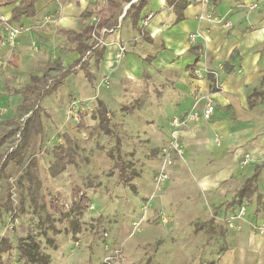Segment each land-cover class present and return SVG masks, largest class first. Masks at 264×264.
<instances>
[{
	"label": "rangeland",
	"instance_id": "1",
	"mask_svg": "<svg viewBox=\"0 0 264 264\" xmlns=\"http://www.w3.org/2000/svg\"><path fill=\"white\" fill-rule=\"evenodd\" d=\"M53 2L61 8L64 6L63 0ZM99 3L103 6L106 0ZM50 12H55L53 18L42 16L39 23L28 29L48 31L50 23L62 19L56 9ZM78 17L71 31L76 34L97 22L95 15ZM2 29L5 31V27ZM69 38L72 41L74 36ZM98 38L94 36L87 43ZM100 39L98 49L104 46ZM127 53L126 48L119 60ZM87 60L90 64V57ZM3 63L0 62L1 69ZM1 69L0 166L4 175L0 183V243L6 238L11 246L2 254L5 262L22 264L18 261L17 245L26 238L39 244L41 253L48 256L47 264H196L194 261L202 252L205 258L221 252L217 243L222 238L208 230L207 225L218 206L215 208L210 193L198 191L186 170L182 171L185 175L182 186H178L177 176L160 187L155 184L164 160V148L169 144L166 138L172 135L173 116L164 101L166 77L106 85V99L103 97L102 101H106L112 136L96 129L97 122L91 121L90 114L100 99L97 97L85 101L83 107L78 99L71 97L61 110V120L55 110L46 106L47 114H40L42 131L28 135L24 128L29 115L17 111L20 98L1 82L4 78ZM51 74L59 76V68ZM63 90L60 98L65 100L67 92ZM84 114L90 125L87 128L78 131L63 127L65 122H79ZM61 146L71 149L73 164L53 177L51 168L64 166L56 161ZM17 147L24 152L22 162L6 161L7 155ZM112 155L125 164L134 188L119 180L120 170L115 167ZM34 157L38 162L34 177L41 184L35 191L36 199L29 191L36 186L35 178L25 176L33 170L30 161ZM82 194L91 200L87 210L80 206ZM162 214L167 215V223L162 221Z\"/></svg>",
	"mask_w": 264,
	"mask_h": 264
},
{
	"label": "crops",
	"instance_id": "2",
	"mask_svg": "<svg viewBox=\"0 0 264 264\" xmlns=\"http://www.w3.org/2000/svg\"><path fill=\"white\" fill-rule=\"evenodd\" d=\"M63 1L61 8L53 0H40L35 17L13 23L22 27L23 33L16 49L0 46V62L4 61L0 68L4 77L1 82L6 88L22 89L32 77L43 76L48 70L52 73L56 68L60 74L80 59L79 42L75 37L84 30L81 34L71 31L78 16H84L90 6L100 3L99 0ZM181 1L148 0L139 21L145 38L129 19L123 20L130 8L124 5L122 16L117 18L121 27L106 37L103 59L97 65L96 56L90 57L88 69L94 77L93 82L78 68L61 88L67 92L65 100L60 98V89L40 105L42 109L50 106L61 120V110L71 97L79 102L92 101L96 97L103 100L108 86L104 84L106 79L115 86L122 80L135 83L160 76L166 77L164 101L173 118L192 110L202 113L207 103H213L215 112L210 121L202 119L190 123L181 132L185 154L171 167V177H179L178 186L184 183L182 171L186 170L195 188L201 193H210L215 208L218 205L207 225L208 230L212 229V233L222 238V242L217 243L221 252L208 258L202 252L194 262L264 264V235L254 228L255 224L264 222V0H208L207 4L185 0L183 19L177 22L180 8L176 6ZM252 3L259 5L256 12L247 9ZM54 8L62 14L58 23H50L48 31L28 29L39 23L42 16L53 18L55 12L50 11ZM12 10L11 6L0 8V42L5 38L4 21L10 19ZM212 12L230 19L233 28L198 19L199 15ZM149 15L153 18L143 27ZM192 34L199 36L195 44L190 42ZM70 35L74 36L72 41ZM122 45L128 53L120 61L118 48ZM14 55L18 57L17 67L10 65ZM196 60L195 69L203 74L202 78L191 77L186 69ZM228 63L229 68H225ZM210 75L214 76V83ZM254 93L257 97L253 98L251 106L250 97ZM14 95L20 98L19 106L22 96ZM65 123L63 127L67 129L76 128L78 124ZM166 141L169 142L168 136ZM247 155L250 162L245 164ZM256 170L260 172L256 192L250 200L244 201L248 206L247 214L229 228L224 224L225 219L243 204H234V199ZM225 202L228 204L221 207ZM187 259L190 261L189 256Z\"/></svg>",
	"mask_w": 264,
	"mask_h": 264
},
{
	"label": "trees",
	"instance_id": "3",
	"mask_svg": "<svg viewBox=\"0 0 264 264\" xmlns=\"http://www.w3.org/2000/svg\"><path fill=\"white\" fill-rule=\"evenodd\" d=\"M40 0H0V8L11 6L13 7L12 14L8 22L10 24L13 23H20L24 18H32L36 15V5ZM148 4V0H107L104 6L99 4L95 5V8L90 11H85V18L91 15H95L96 21L93 24L88 25L84 32L76 36L75 39L79 42L78 45V53L80 54V59L75 62V64L66 69L61 70L60 75L57 77H53L51 74V70L46 71L43 76H34L31 78L30 82L25 85L22 89H11L7 87V89H11L14 94L22 96V102L17 107V111L20 114L29 115L26 120L24 131L28 132V135H31L34 132L40 133L42 131V122H41V113L47 114L44 109L41 108V102L48 96H51L57 93L65 83V80L76 70L79 68L83 70L86 74V77L90 82H93V75L88 69V58L96 56V64L98 65L101 60L103 59V54L105 51V45L98 49V41L94 43H87L91 40L94 36L96 38H100L101 32L103 29L111 30L114 27H117L119 23L117 22V18L122 16L124 12V5L129 6L130 8L124 15L123 20L129 19L135 29H137L141 34L142 37L145 38V32L140 28L139 21L141 14ZM185 0H182L176 7L177 9L180 8V14L178 16L177 22L183 19V9L185 7ZM1 25V23H0ZM98 38V39H99ZM198 60L195 61L194 65L187 66V71L189 72L190 76L196 78V69L195 66ZM15 67L18 66V57L14 55L13 63H10ZM225 68H229V63L225 65ZM212 83H214L215 79L213 75L209 76ZM212 89L215 90L214 85L212 84ZM257 97V93L253 94L250 97V105L253 106V98ZM264 101V99H262ZM85 102H80V106L83 107ZM125 110H130L129 108L124 107ZM92 120L96 121V129L101 130L104 134L112 136L113 130L110 126V118L107 110V106L104 101L101 99L96 100V108L90 114ZM87 115H82L79 117V122L77 124V130L81 131L87 128L86 122ZM24 152L21 148L17 147L12 150L10 154L7 155L6 161L12 160L21 163L24 159ZM112 160L115 161V167L119 169V180L124 182L126 186L134 188L132 181L133 179L130 178L126 171H125V164L122 162L120 158L116 160V158L112 155ZM71 149L69 147H60V154L57 157V162L64 164V166L60 169L58 166H54L51 168V174L53 177H57L62 171L63 168L67 165L73 164L71 162ZM31 167L33 168L32 171L26 173V177L28 179L35 178L36 186L35 188H29L30 193L33 195V199L37 198L36 192L41 184L36 178L34 177L35 174L38 173V162L37 159L34 157L30 161ZM259 171L256 170L254 175L246 180L242 189L237 193L236 198L234 199V204L241 205L244 201L250 200L257 189V181L259 177ZM3 166H0V183L3 179ZM37 202V200L35 201ZM91 200L87 194H82L80 198V206L82 210H87ZM57 206L54 205V208ZM2 210V205L0 204V213ZM224 234V233H223ZM9 240L3 238L0 243V264H8L2 258V254L8 252L10 248ZM17 251L19 252V262L22 264H47L48 263V256L44 253H41L39 244L32 238L20 239L17 245Z\"/></svg>",
	"mask_w": 264,
	"mask_h": 264
},
{
	"label": "built area",
	"instance_id": "4",
	"mask_svg": "<svg viewBox=\"0 0 264 264\" xmlns=\"http://www.w3.org/2000/svg\"><path fill=\"white\" fill-rule=\"evenodd\" d=\"M197 1L205 4L208 3V0H197ZM247 9L250 12H256L259 9V5L257 3H252L247 6ZM152 18H153L152 15L146 17L143 22V27L147 26L149 22L152 20ZM198 19L204 22L220 24L228 29H231L234 26V24L230 19L225 17L224 18L218 17L213 12L201 14L198 16ZM4 27L7 38L5 40L3 39L0 42V46L15 48L19 36L23 33L22 27L16 26L14 24H10L8 21H4ZM120 27L121 25L119 24L117 27H114L111 30L103 29L100 36L101 38L100 43H103L105 45L106 35L114 33V30ZM198 37L199 36L197 34L190 35V42L192 44H195L198 41ZM119 48H120L119 57H121V54H124L126 48L125 47H119ZM196 76L198 78H202L203 74L200 71H196ZM104 84L108 85L109 80L108 79L104 80ZM214 112H215V106L213 105V103L209 102L207 103L205 110L202 113L196 110H192L191 112H187L183 115L175 116L173 118L171 122L172 135L169 139V144L164 148L163 151L164 160L161 165L160 172L155 178V184L157 185V187H160L161 185L169 181V179L171 178V167L173 166L175 160L183 159L184 157L185 150H184L181 132L184 131V129L187 128L190 123H198L202 119L206 121H210L212 119V115L214 114ZM244 161L245 164L250 162V158L248 155L244 158ZM247 207H248L247 203H243L235 214L225 219V223L228 225L229 228H233L235 221L241 220L246 216ZM161 219L164 223L168 222L166 214H162ZM254 228L259 234L264 235V222L260 224H255Z\"/></svg>",
	"mask_w": 264,
	"mask_h": 264
},
{
	"label": "water",
	"instance_id": "5",
	"mask_svg": "<svg viewBox=\"0 0 264 264\" xmlns=\"http://www.w3.org/2000/svg\"><path fill=\"white\" fill-rule=\"evenodd\" d=\"M127 11V10H126Z\"/></svg>",
	"mask_w": 264,
	"mask_h": 264
}]
</instances>
